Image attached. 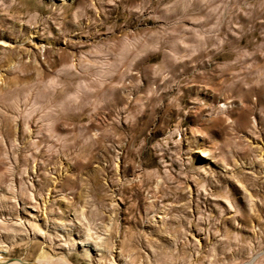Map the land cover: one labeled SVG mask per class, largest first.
<instances>
[{"label": "rangeland", "instance_id": "obj_1", "mask_svg": "<svg viewBox=\"0 0 264 264\" xmlns=\"http://www.w3.org/2000/svg\"><path fill=\"white\" fill-rule=\"evenodd\" d=\"M11 258L264 264V0H0Z\"/></svg>", "mask_w": 264, "mask_h": 264}, {"label": "bare ground", "instance_id": "obj_2", "mask_svg": "<svg viewBox=\"0 0 264 264\" xmlns=\"http://www.w3.org/2000/svg\"><path fill=\"white\" fill-rule=\"evenodd\" d=\"M0 264H52V263L50 262V260L49 261H46V260L26 261V260H23L21 258H11L8 260H6V259L0 260ZM67 264H68V262H67Z\"/></svg>", "mask_w": 264, "mask_h": 264}]
</instances>
